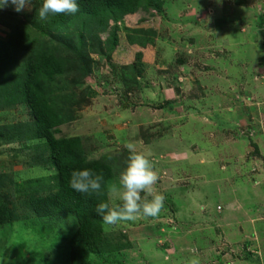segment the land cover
<instances>
[{"label": "rangeland", "instance_id": "obj_1", "mask_svg": "<svg viewBox=\"0 0 264 264\" xmlns=\"http://www.w3.org/2000/svg\"><path fill=\"white\" fill-rule=\"evenodd\" d=\"M38 1L0 0V10L22 16ZM117 27L118 47L85 54L88 74L71 68L73 109L56 132L116 172L109 199L121 210L109 242L126 246L125 264H264V0H164L162 14ZM137 29L155 32L139 75L126 39ZM31 120L27 105L0 103V125ZM49 150L45 140L0 141V189L56 174ZM15 195L0 264H70L73 218L29 216L26 194Z\"/></svg>", "mask_w": 264, "mask_h": 264}, {"label": "trees", "instance_id": "obj_2", "mask_svg": "<svg viewBox=\"0 0 264 264\" xmlns=\"http://www.w3.org/2000/svg\"><path fill=\"white\" fill-rule=\"evenodd\" d=\"M51 3L48 0H39L37 6L30 3L33 11L22 16L0 10V25L7 31L6 38L0 37V103L3 100L6 106L25 104L32 116L26 123L0 125V141L10 144L45 140L50 149V165L56 169L52 176L30 180L27 183L30 187H16L14 192L1 188L0 225L16 221L11 201L17 198L15 194L23 193L29 216L51 221L72 217L75 221L70 264H92L90 260L95 255H102L104 264H125L126 246L110 243L106 230L121 210L109 199L108 184L116 176L113 166L104 160L88 161L80 138H58L56 132L70 120L68 114L73 109L66 95L73 89L71 83L76 81L71 68L84 77L93 63L85 54L92 51L104 55L108 45L118 47V23L139 12L162 14L164 0H53ZM74 30H79L78 36ZM102 33H108L106 38H102ZM153 36L152 30L137 29L126 37L128 44L137 48L134 62L128 65L136 75L140 74L143 49L155 44ZM260 61L264 66V59ZM252 146L261 155L258 144ZM43 161L34 160V163L45 166Z\"/></svg>", "mask_w": 264, "mask_h": 264}]
</instances>
